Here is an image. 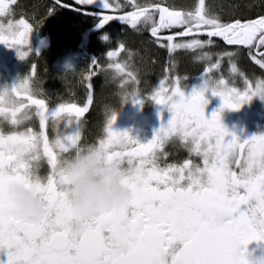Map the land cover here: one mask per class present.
Returning <instances> with one entry per match:
<instances>
[{"label": "snow or ice", "instance_id": "obj_1", "mask_svg": "<svg viewBox=\"0 0 264 264\" xmlns=\"http://www.w3.org/2000/svg\"><path fill=\"white\" fill-rule=\"evenodd\" d=\"M77 3L101 6V11L85 13L99 18L97 29L118 20L132 29L148 28L151 36L158 38L161 30L180 28L174 35L164 37L169 42L167 45H160L167 47L169 54L203 48L213 43L211 38L220 37L228 45L248 48L251 58L264 68V52L259 53L261 59L251 52L252 48H264V15L225 23L210 13L206 0H198L190 11L170 10L159 3L141 6L133 0L135 10L118 16L104 15L103 10L113 8L109 0H77ZM6 14L11 15L12 10L5 0H0V17ZM32 31L24 19L15 23L10 19L7 25L0 24V44L15 49L23 60L28 53L19 51L17 46ZM197 33L209 39L173 43L177 37ZM101 39L107 42L109 36L102 35ZM116 55L117 52H107L109 58ZM224 55L232 57L235 53ZM204 56L210 59L208 53ZM96 63L93 59V66ZM219 64L218 59L211 67L217 68ZM108 67H114L118 74L125 71L119 63ZM209 71L205 69V73ZM127 75L136 79L131 72ZM91 78L92 73L85 77L89 81V94L82 107L76 103H60L50 109L44 99L32 98L28 77L0 90V105L12 104L11 108L0 106V117L14 127L30 119L27 112L18 116L25 105L15 101L13 94L22 90L28 93L31 105L37 110L40 127L39 132L31 128L0 131V253L6 255V264H249L247 246L253 241H264V134L241 139L224 126L222 113L225 109L239 110L256 97L264 101V80L241 92L229 87L223 79L213 83L205 75L203 85L186 95L178 77L166 87V76L151 94V100L166 108L171 118L164 123L161 112V126L147 142H141L127 131L115 130L117 114L108 115L106 137L94 146L103 149L110 160L127 165L129 171L147 175L142 187L130 180L129 187L135 195L127 205L102 211L90 222L85 235L73 239L70 226L77 217L68 193L59 187L58 169L62 161L72 157H65L64 153L75 150L78 154L83 149L78 146L79 122L93 103ZM207 92L221 100L220 108L210 117L205 113L209 103ZM131 103L143 107V101L136 96ZM49 120L57 128L54 140L45 131ZM61 122L75 131L61 133ZM173 137L187 147L190 156H200L202 166L186 159L179 165L161 167L160 153L167 157L164 146ZM121 142L131 147L115 151L113 146ZM42 156L50 166L46 177L39 175ZM13 182L36 191L49 203L51 214L39 223L17 217L8 193V186ZM220 214H226L228 222L223 228L214 229L213 220ZM0 264L5 262L0 260Z\"/></svg>", "mask_w": 264, "mask_h": 264}, {"label": "flooded vegetation", "instance_id": "obj_2", "mask_svg": "<svg viewBox=\"0 0 264 264\" xmlns=\"http://www.w3.org/2000/svg\"><path fill=\"white\" fill-rule=\"evenodd\" d=\"M59 1L68 6L88 8L96 12L101 11L99 4L88 6L77 3V0ZM238 1L234 0L233 5L230 4L231 7L223 0H206V8L225 23L237 19L243 22L264 15V0ZM5 2L9 4L12 14L0 17V24L7 25L10 19L14 23L24 19L32 26L33 31L28 34L27 38H21L25 42L17 46L19 51L28 53L23 60L19 58L15 49L0 44V90L15 86L22 79L28 77L29 86L33 90L32 98L44 99L50 109L55 108L60 103H76L82 107L89 94L87 87L89 81L85 77L92 73L90 83L92 85L93 103L89 105L88 112L80 118L79 122L81 138L78 146L82 148L97 145L100 139L106 137L107 117L113 112L118 115L114 125L115 130L127 131L141 142L150 140L155 130L161 126L160 113L162 112L164 123H167L171 118V113L166 108L162 109L161 106L155 105L154 101L151 100V94L160 87L159 82L164 80L166 76L168 77V80L165 81L166 87L178 77L180 86L182 89L184 88L186 95H190L194 88L198 89L203 85L205 75L213 83L223 79L229 87H234L241 92L249 87H254L258 81L264 80V68H261L251 58L248 48L228 45L220 37L211 38L213 43L203 48L176 50L169 54L167 47L160 45H167L169 42L164 37L174 35L182 30L180 28L161 30L157 38L151 36L148 28L132 29L118 20H111L103 28L97 29L98 17L89 14L83 15L76 10L61 6L56 0H40L39 6L31 4L30 0H15L14 3L12 0H5ZM109 2L113 4V8L103 10L104 15L135 10L133 0H109ZM134 2L141 6L156 2L170 10L183 11L194 10L198 4V0H134ZM117 4L120 5V8L116 7ZM71 13H75V17L83 22L74 29L76 33L74 40L77 41L74 46L71 45L70 38L62 40L63 42H56L58 35L55 34L54 26L50 24V19L55 15H71ZM155 19L159 20L158 13H156ZM105 34L109 36L107 42L101 39V36ZM193 38L209 39L206 35L197 33L188 37H177L173 43H187ZM121 45L123 48L120 47ZM53 47L59 48L51 54L50 50ZM109 51L117 52V55L109 58L107 56ZM227 52H233L235 55L232 57L224 55ZM251 52L256 55L257 59H261L259 53L264 52V48L259 50L252 48ZM67 53H73L70 54L73 57V63L63 66L65 75L63 78L68 81L65 83V87L59 80L54 81L57 75L55 74L57 66L55 67L54 61L49 64L46 57H60ZM204 53H208L210 59L205 57ZM78 58L80 60L77 61ZM93 59L97 61L95 66L92 64ZM218 59L220 60L219 67L212 68L211 66ZM116 63L121 64L126 71L119 80L114 75L112 76L115 68L108 67L109 64L115 65ZM233 65L236 66L235 70H233ZM205 69H210V71L205 73ZM128 72H131L136 79L133 80L131 76H128ZM122 78H124L123 82H121ZM105 84H109L108 87ZM125 85L128 86L127 89L123 88ZM53 90L55 91L52 93ZM13 96L15 101L25 105L18 116L29 111L30 120H24L19 126L14 127L9 121L0 117V131L7 133L31 128L33 132H39V117L36 115L35 106L31 105L28 99V93L20 90L18 94H13ZM134 96L143 101V107L131 103ZM205 96L209 101L205 106V113L210 117L214 111L220 108L221 100L219 97H214L211 92L205 93ZM0 106L11 108L12 104ZM16 106L18 107L19 103ZM139 113L141 117L137 121L135 118L138 117ZM222 123L230 132L241 139H247L256 134H264V101L256 97L250 104L243 105L239 110L225 109L222 113ZM59 130L61 133L66 131L67 134H72L75 128L68 127L61 122ZM45 131L50 140L56 138L57 128L53 126L51 120H49ZM130 147L131 145L116 144L113 149L124 151ZM56 151L59 152V149ZM164 152L168 155L165 158L163 153H160L161 160L159 163L161 167L169 164L179 165L186 159H191L195 164L202 166V158L195 154L190 156L187 147L181 145L176 137L165 144ZM63 155L65 157L73 156L75 150ZM49 173L50 166L47 164L46 158L42 156L39 175L46 177ZM247 249L250 257L264 256V241H253L247 246ZM0 260L6 264L4 253H0Z\"/></svg>", "mask_w": 264, "mask_h": 264}, {"label": "clouds", "instance_id": "obj_3", "mask_svg": "<svg viewBox=\"0 0 264 264\" xmlns=\"http://www.w3.org/2000/svg\"><path fill=\"white\" fill-rule=\"evenodd\" d=\"M146 175V172L129 171L127 165L110 160L103 149L94 145L62 161L58 169L59 187L68 193L77 217L70 226L71 237L79 239L85 235L90 222L102 211L127 205L135 195L129 187L130 180L142 187ZM8 193L14 214L19 218L39 223L51 214L49 203L23 183H11ZM227 222L226 214L216 215L212 226L221 229ZM246 253L249 264H264V256L250 257L248 249Z\"/></svg>", "mask_w": 264, "mask_h": 264}, {"label": "trees", "instance_id": "obj_4", "mask_svg": "<svg viewBox=\"0 0 264 264\" xmlns=\"http://www.w3.org/2000/svg\"><path fill=\"white\" fill-rule=\"evenodd\" d=\"M223 1L227 5H230V4L233 5V3H234V0H223ZM236 1H238V0H236ZM30 2H31V4H36L39 6L40 0H36V1L30 0ZM75 16H76L75 13H71V15L57 14L52 19H50V24H51V26H54L53 28H54L55 34L58 35L56 42H59V41L63 42L62 40H64V39L68 40L75 33L74 29L78 25L83 23L79 18H76ZM152 66H154V65H152Z\"/></svg>", "mask_w": 264, "mask_h": 264}, {"label": "rangeland", "instance_id": "obj_5", "mask_svg": "<svg viewBox=\"0 0 264 264\" xmlns=\"http://www.w3.org/2000/svg\"><path fill=\"white\" fill-rule=\"evenodd\" d=\"M76 19V18H75ZM75 36H76V33H74L71 37H70V39H71V45H73L74 46V43H76L77 41L76 40H74V38H75ZM72 46V47H73ZM59 48V47H58ZM57 48V49H58ZM55 47H53L51 50H50V53L52 54L55 50H57ZM59 53H61L60 51H58ZM73 54V53H67V54H64L63 56H60V57H56V56H54V57H46L47 58V62L49 61V64H51L50 62L52 61H54V64L56 63V65H55V67L56 68H58V69H55V74H57L56 75V77H55V80L54 81H56V80H59L60 82H61V84H63L65 87H66V82L68 83V81H66L63 77L65 76L64 75V73H63V67L62 66H64L65 65V63L66 64H69V63H73L72 62V60H73V57L71 56V55ZM55 59V60H54ZM144 59V58H143ZM77 61L78 60H80V58H78V59H76ZM146 65V64H145ZM124 74H125V71H124ZM115 76L118 80L122 77V75L123 74H118L117 72H116V70L114 71V74L112 73V76ZM126 77V76H125ZM124 81V78H122L121 79V82H123ZM108 85L109 84H105V86H107L108 87ZM123 88H125V89H127L128 88V86L127 85H125V86H123ZM55 90H53L52 91V93L54 92ZM109 92H111V91H109ZM120 93V92H119ZM109 94H117V93H109ZM29 115H30V112L29 111H26ZM140 117H141V114L139 113L138 114V117L137 118H135V120H140ZM30 120V119H29Z\"/></svg>", "mask_w": 264, "mask_h": 264}, {"label": "water", "instance_id": "obj_6", "mask_svg": "<svg viewBox=\"0 0 264 264\" xmlns=\"http://www.w3.org/2000/svg\"><path fill=\"white\" fill-rule=\"evenodd\" d=\"M56 2H57V0H56ZM58 4H60L61 6L64 5L63 2H61V1H59ZM161 6H163V5H161ZM69 8L70 9H78L81 13H95V11L93 12V11H89V10H86V9L82 10V9L76 8L74 6L73 7L69 6ZM122 14H124V13L106 14V15L118 16V15H122ZM2 62H3V59H2Z\"/></svg>", "mask_w": 264, "mask_h": 264}, {"label": "bare ground", "instance_id": "obj_7", "mask_svg": "<svg viewBox=\"0 0 264 264\" xmlns=\"http://www.w3.org/2000/svg\"><path fill=\"white\" fill-rule=\"evenodd\" d=\"M150 2V1H149ZM156 3V2H155ZM150 4V3H149ZM163 4V3H162ZM191 10V9H190ZM92 50V49H91ZM58 69V68H57ZM88 69V68H87ZM136 90V89H135ZM120 92V91H119ZM106 106V105H105ZM107 107H108V105H107ZM125 108V107H124ZM116 109V108H115ZM105 112V111H104Z\"/></svg>", "mask_w": 264, "mask_h": 264}]
</instances>
